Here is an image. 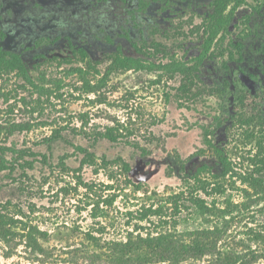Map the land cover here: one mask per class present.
<instances>
[{
	"label": "rangeland",
	"instance_id": "1",
	"mask_svg": "<svg viewBox=\"0 0 264 264\" xmlns=\"http://www.w3.org/2000/svg\"><path fill=\"white\" fill-rule=\"evenodd\" d=\"M180 50L183 55L184 46ZM59 52L53 49L49 55ZM50 56L28 55V78L0 75V123L8 126L0 134V160L13 161V150L36 153L19 160L33 161L32 167L19 164L14 171H0V209L20 219L18 232L24 233L25 225L32 228L45 248L34 252L21 235L0 238V264H217L228 255L237 264H264V142L259 143V135L248 136L254 127L242 122L230 127L227 137L217 127L213 115L232 113L229 102L203 98L198 117L185 108L179 89L183 74L177 70L174 76L169 69L107 73L104 64L94 74L77 72L75 63ZM252 108L243 106L244 118ZM16 123L31 128L10 134ZM204 127L215 129L212 139L225 146L231 168L226 175H219L224 170L219 152L206 148ZM100 132L117 135L120 143L101 138L94 149L106 159L93 158L80 169L83 154L76 157L74 145L89 143L85 133ZM124 150L131 163L127 171L108 160ZM176 153L181 159L192 154L186 170L179 172L176 162L168 166V157ZM204 161L210 171L201 177L210 194L198 191L196 196L207 208L187 201L175 215L168 198L189 192L194 181L184 176ZM150 206H163L167 214L135 218ZM129 243L137 245L141 258L125 254ZM173 245H211L215 253L199 258L192 252L185 260L167 252L166 258L157 255Z\"/></svg>",
	"mask_w": 264,
	"mask_h": 264
},
{
	"label": "flooded vegetation",
	"instance_id": "2",
	"mask_svg": "<svg viewBox=\"0 0 264 264\" xmlns=\"http://www.w3.org/2000/svg\"><path fill=\"white\" fill-rule=\"evenodd\" d=\"M224 7L223 0H0V52L21 57L27 69L28 55L43 60L51 50L60 48L58 55L50 57L75 63L77 72L98 74L104 64L107 73L177 70L184 76L186 110L201 117L203 98L229 102L232 113L225 117L217 111L213 115L217 127L224 128L227 137L230 127L250 118L251 132L261 139L264 0H237ZM256 33L260 37L255 38ZM179 38L183 42L174 46ZM197 44L194 54L192 47ZM182 46L184 53L179 55ZM121 64L125 66L120 68ZM247 104L254 108L244 118ZM224 119L227 123L222 127ZM212 133L215 129L204 127L206 148L223 152L225 146H218ZM85 134L89 143L79 142L72 151L78 158L83 154L80 167L93 158L106 159L105 155L98 157L94 149L103 142L101 138L120 143L114 134ZM125 150L108 160L127 171L131 163ZM199 152L192 154L198 157ZM176 154L174 159L168 157V166L176 162L179 172L186 170L192 154L184 159ZM206 166L210 167L205 161L198 163L194 173Z\"/></svg>",
	"mask_w": 264,
	"mask_h": 264
},
{
	"label": "trees",
	"instance_id": "3",
	"mask_svg": "<svg viewBox=\"0 0 264 264\" xmlns=\"http://www.w3.org/2000/svg\"><path fill=\"white\" fill-rule=\"evenodd\" d=\"M223 1H224L225 7H226V4L228 2H237V0H223ZM118 66L120 68H122L125 65L121 64ZM177 69L183 72L182 67H177ZM11 72H16L19 76H21L23 78H28V69H27L26 64L24 63V61L21 57H19L17 55L10 57V56H7L4 53L0 52V75H6V74H9ZM171 73H172L171 76H174V73H177V72L172 71ZM181 74H183V73H181ZM183 81H184V76L182 77V83L179 86V89L181 91L184 90ZM86 89H89V90L91 89L89 82L86 86ZM241 122L243 124L250 125L251 119L246 118V119H243ZM30 128H31V125L29 126V125H25V124L16 123V124L12 125V127H9V133L13 134L17 130H29ZM7 129H8V126H6L3 123H0V134L4 130H7ZM59 132L60 131L58 129H55L54 134L58 135ZM247 134L251 138L255 137L253 132H249ZM55 135H54V137H55ZM51 138L52 137H47L46 139L51 140ZM261 140H262V142H261ZM263 142H264V135L262 136L261 139H259L260 144H262ZM0 149H2V151L4 152V149L1 146H0ZM10 150H13V149H10ZM13 151H15V154H16L15 157L13 158V161L5 160L4 157H2V159L0 160V171L7 169V168L14 171L15 169H17V166H19V164L24 168H26L27 166L32 167L33 161L26 160L24 163H20L19 160H20V158H24L23 157L24 155L34 156V155H36V153L31 152V151L27 152V151H23V150H21V151L13 150ZM218 158H219L220 164L224 168L222 173H220L219 175L220 176L226 175V173L229 170H231V168L229 167L230 162L228 161L227 156L223 152L218 153ZM258 161H259L258 158H256V157L252 158V162L255 165L259 164ZM89 162H91V161H89ZM83 166H81L80 169ZM207 170L210 171V168L207 166L199 169V171H197V173H194V169H193L192 174H188L187 176H184L186 182L189 180L194 181L193 184L191 185L189 192L187 193L185 190H182V191H179L178 193L171 195L168 198V202L170 204H172L173 213H175V215L180 213L183 206H185V202H187V201L191 202L192 204L196 203L201 208H207L204 205L205 200L196 196V192H198V191H204V192H206V194H210L206 181H204L201 177L202 172L207 171ZM79 184H83V181L81 178L79 179ZM215 190H217V189H215ZM144 209L145 210L142 211L141 216L137 215V217H135L136 219H140L142 221V220L148 219L151 215L162 216V214H164V215L167 214V211L164 210L163 206H160L157 209H154L152 206H150L148 208L144 207ZM131 214L134 215V212H131ZM19 222H20V219L16 218L15 216H11L8 213H5L3 211V209H0V238L8 241L10 239H14L18 235H21V237L24 238L23 241L25 242L26 246L31 247L34 250V252H38V253L44 252L45 248L39 242V240L36 237V235L34 234V231L32 230V228L27 227L28 225H25V227L22 229L24 231V233H20L17 231L16 228H19ZM127 246L129 247V249H127L128 251H126L125 254H129V255L132 254L134 256H137V258H141V256L138 253L139 252L138 247H136L137 245H130V243H129ZM153 250H154V248H153ZM165 252H167V254L169 253L171 255V257L175 258L176 260H185L189 257H193L192 254H194V253H192V252H196V254H199L198 255V256H200L199 258H202V256H206V255H214V253H215L214 248L211 245H196V246H193L192 248L190 247L189 249L185 248L184 246L173 245V246H168V247H165L164 249H161L159 252H157V255L160 254V256H162V258H166L165 256H170V255H167ZM196 257H197V255H196ZM217 264H237V261L234 258V256L228 255L225 259L218 260Z\"/></svg>",
	"mask_w": 264,
	"mask_h": 264
}]
</instances>
